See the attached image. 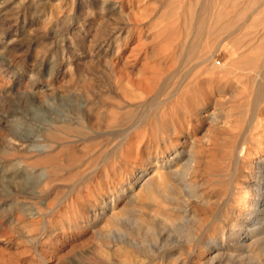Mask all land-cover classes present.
<instances>
[{"label":"rangeland","instance_id":"rangeland-1","mask_svg":"<svg viewBox=\"0 0 264 264\" xmlns=\"http://www.w3.org/2000/svg\"><path fill=\"white\" fill-rule=\"evenodd\" d=\"M203 1L0 0V264H149L150 261V264H177L176 257L185 264H204L198 257L204 239L228 231L229 223L241 219L247 211V202L242 199L243 187L257 173L256 160L264 157V128L251 134L250 154L247 158L241 156L238 168L234 158L229 160V149L236 145L231 135L246 121L252 98L236 79L229 81L223 93H215L209 88L196 92L194 87L192 89L193 80L206 73L199 74L201 69L193 67L194 61L179 63L178 55L173 53L177 49L167 47L173 44L172 40L181 41L183 35L192 40L188 22L193 23ZM219 1L225 12L235 19L240 11L246 12L245 17L242 15L239 19L243 23L238 22L242 24L239 34L245 40L256 35L264 36V0ZM206 2L212 3L211 0ZM146 22L148 24L144 26ZM184 22L188 28L184 27ZM128 26L131 33H127ZM122 27L126 28L120 30ZM225 35L222 33L221 37ZM118 37L123 43L121 60L110 55L116 50L114 40ZM166 49L172 50L171 61L178 62L176 65L174 61L173 64L170 62L177 72H173L167 87V92L172 90L173 96L161 105L163 112L173 106L166 116L155 114L157 105L151 103L143 110L146 114L144 125L148 130L143 125L140 131H125L118 137L98 135L96 140L73 141L75 131L85 127L93 118L94 112L87 110L89 104L96 102L103 93L107 101H120L122 105H126L132 96L143 98L125 80L114 84L109 60L116 63L118 69V64L128 57L125 71L134 78L142 68L139 67L141 63L153 66V61L162 63L163 67L157 66L166 73L169 69L174 70L171 64L159 60ZM257 49L249 51L245 47L239 53L253 56ZM212 56L221 64L228 62L225 69L214 72L215 77L219 76L216 77L218 83L221 75H226L225 78L233 75L227 68L229 58L226 53L215 52L213 48ZM184 85L188 88L185 89ZM177 88L184 89V92ZM176 92L185 95L179 97ZM122 95L129 96L128 100ZM199 101L203 104L201 110L216 109V123L206 120L207 112L191 117L168 115L186 105H200ZM181 117H185L184 120ZM175 119V123L172 121L175 124L173 131L183 133L168 136V145L186 148L193 142L196 164L190 178L196 185L195 197H200H194L197 201L188 200V205L198 214L200 222L193 224L190 221L182 227L176 220L175 226H163L159 210L173 203L166 200L158 206L155 201L144 200L138 196L137 187L119 197L114 206L116 219L107 214L101 217L100 207L107 197L116 196L134 176L150 169L145 157L156 147L139 146L138 149L135 144L130 147L127 140L136 134H142L144 139L154 138L153 130L157 124ZM113 138L115 140H110ZM89 144L92 148L88 147ZM165 155L163 153L161 159ZM234 185L237 190L231 197L229 190ZM235 198L239 200L235 201ZM131 216L139 217L149 227V232L134 226L135 219ZM190 229L193 236L187 239L189 233L186 231ZM119 233L140 241L143 238L144 246L139 249L126 246V240ZM165 252L171 255L167 260L163 256ZM139 257L141 261H137ZM243 264L249 263L245 261Z\"/></svg>","mask_w":264,"mask_h":264},{"label":"bare ground","instance_id":"bare-ground-1","mask_svg":"<svg viewBox=\"0 0 264 264\" xmlns=\"http://www.w3.org/2000/svg\"><path fill=\"white\" fill-rule=\"evenodd\" d=\"M211 2H212L211 4H208L206 2V0H204L203 3L199 4L198 13H197V16H196L195 20L193 21V23L187 21L188 23H190L189 26L186 25L187 22L183 23L184 27L188 26L190 28L192 40H189L187 35H183V37H180V38H182L181 41L176 43L177 39L174 42L172 40L173 39L172 38L171 40H172L173 44L170 42L172 45H168L169 44L168 43L167 47L172 46V47H169V49L170 48L171 49H177L176 52H173V53H175V55H178L179 63L180 62H182V63L187 62L188 63V62L194 61L193 67L196 66L197 68L200 67V69H201L199 74L206 73V74H203V75H205L204 77L203 76L201 77L200 75L197 74L198 76L193 80L192 89L194 87V90L196 92H198V91L200 92V90L209 88V89H214L215 93H223V92H225V88L227 87V84L229 83V81L232 79H236L238 81V83L241 84V86L243 87V90L246 91L247 94L251 96L252 103H251V107L249 109V113H248V115H246L247 116L246 121H244V123H241L242 125L239 127L238 131H236L233 135H231L232 139L236 142V145L233 144L234 146L232 147V149H229V153H230L229 154V156H230L229 160L231 158H234L235 167L238 168V166L241 162V159H242L241 156L247 158L248 157L247 155L250 154L249 147H252L250 145H252V143H253V141H250L251 134L253 132H255L254 130H256V129L264 128V120H263L264 118H262V117H264V41H262L264 39V36L261 37V35H256L252 39L249 38V40H245L244 36H240V34H239V31L242 27L241 23H243L239 19L242 17V15H243V17H245L246 12L240 11L239 14H237L238 19H235V16H230L229 13L225 12L224 7H222V5H220L219 0H211ZM249 14H250V12H249ZM127 22H130L129 19ZM133 22H134V24H137V22H135V21H133ZM238 22H241V23L239 24ZM145 24H148V22L144 23L143 25L145 26ZM130 26H131V24H130ZM130 26H128L129 28H127L128 29L127 33L132 32ZM125 28L122 27L119 29L122 30ZM185 32H187V31H185ZM222 33H225L226 35L224 37H221ZM114 41H115L114 45H116V50L114 49L115 51L112 52L110 55L112 57H116L119 60H121V57H122L121 48L123 47L122 46L123 45L122 38L118 37V39H116ZM256 44H257V46H254ZM258 45H259V47H258ZM110 46H111V44H110ZM251 46H254V47H251ZM245 47L247 49H249V51H251L255 48L257 49V47H258L257 53L254 54L253 56H250L248 54L243 55V54L239 53V50L241 48H245ZM213 48H215V52L216 51L217 52L223 51L224 53L227 54V56L229 58V65H228L229 67L227 66V68H230L231 71L233 72V75L230 77L227 76L225 78L226 75L223 77H221L222 76L221 75L220 76V79H221L220 83H218L219 79L217 80V78H216V77L219 78V76L215 77L214 72L218 69H221V70L225 69L226 64L228 62L221 64L220 61L214 59L215 57L213 58V56H212ZM167 49H166L167 53L162 52V55L159 57V60L164 62V63H167V65L171 64L170 62H172V64H173L174 60L171 61L173 59L172 58L173 53L171 52L172 50L167 51ZM163 53H165V54H163ZM152 54H149V55L147 54V55H148V57H150V55H152ZM127 55H129V54H127ZM137 56H138V54H137ZM112 57H110V58H112ZM142 57L144 58V56H142ZM156 57H157V55H156ZM127 58L125 57L124 60L118 64L119 65L118 69H116V66H115L116 63L113 64V63H111V60H109L110 63H108V66H109L111 75L115 79L114 84H117L119 81L125 80L126 83L128 84V86L130 88L136 90V92L137 91L140 92V94L142 95L143 98L139 99V96L138 97L132 96L131 98H128L129 97L128 96L127 98L129 99V102H126L127 103L126 105H122L121 104L122 102L113 101L111 98L110 99L112 100V102H117V103H112V102L107 101V99L103 97V94H104L103 93L102 96H99L98 98H96V102L93 100L94 102L92 104H89L90 106L88 105L89 106L88 109L85 107V109H87L88 112L89 111L94 112L93 118L87 122V125L85 127H82L81 129H77V131H75V134L72 135V137H75V139L73 141H85V140L89 141L90 139L96 140V137H98V135L100 137L101 136L105 137L104 135L118 137V136L124 134L125 131H140V128L144 125V119H145L146 114L143 110H144L145 106H147L148 104H151V103H152V105L156 104L157 110H156L155 114L158 113L159 116L160 115L166 116L165 113L167 114V112L169 110H171V108L173 107V106L172 107L169 106L170 109H168L167 112H165V110L163 112L161 105H163V103L166 102L165 99L168 100L173 96L172 90L167 92V87L170 84V81H172V79L170 80V77H172L173 72H177L176 69H174L175 68L174 66L178 62L176 63L174 61L175 65L174 66L172 64L170 65V67H173L172 68V69H174L173 71H169L170 69L168 66L167 68L169 70L166 73L161 68L160 69L162 71L158 68V66H157L159 64L158 61H155V62L153 61V63H154V65L152 63L153 66H148L149 64L146 65L145 63L144 64L141 63L139 65V67L142 66V68L140 70H138V73H137L138 75H137V77L134 78L133 76H129L130 75L129 72L125 71V64L127 63L125 60ZM115 62H117V61H115ZM141 62H143V59ZM161 64H159V66L163 67ZM138 68H136V69H138ZM230 69H228V70H230ZM166 71H167V69H166ZM207 73H209L208 75H210L208 78L206 77ZM221 73H223V72H221ZM222 78H225V80H223V82H222ZM172 83L173 82H171L170 86H172ZM123 85H125V84H123ZM190 86H191V84H190ZM184 87H185V85H184ZM186 87L188 88V86H186ZM186 87H185V89H186ZM172 88H173V86H172ZM126 89H128V87ZM126 89L124 88L125 91H126ZM179 90L183 91L184 89L180 88V89H178V91ZM138 92H137V94H138ZM196 92H194V93H196ZM86 93L88 95L87 90H86ZM92 93L94 94V91ZM176 93L178 94L179 92H176ZM194 93H193V95H194ZM83 95H85V93ZM182 95H185V94L184 93L182 94V92H181V94L179 93V97H182ZM125 96H126V94H125ZM89 97H91V95ZM123 97L124 96L122 95V98ZM136 97L138 99H135ZM175 97H176V95H175ZM124 98L127 99L126 97H124ZM197 98L200 99V97H198V95H197ZM132 99H134L136 101H134ZM182 99L186 100L187 97H186V99H184V98H182ZM179 100L181 101L180 98H179ZM195 100H196V98H195ZM188 101H190V100L188 99ZM124 103H125V101H124ZM181 103H183V102H181ZM181 103H180V105H182ZM199 103H200V105L199 104L198 105L190 104V105H186L185 107H181L180 109H176L175 111L173 110V113L170 112L172 115L170 113H168V115H170L172 117H173V115H176L177 117H180L181 115L185 116V117H191L194 115L195 116L201 115L202 112H207L206 120H208L212 124L216 123V117H215V112H216L215 110L216 109H213L211 111H205L204 109L201 110L200 106L203 104H201V101H199ZM173 104H175V103H173ZM168 105L169 104L167 103V107H168ZM212 106H214V108H215V101L212 102ZM121 111H123V112H121ZM120 112H121V115H119ZM86 115H88V114H86ZM178 115H180V116H178ZM185 117H183V118H185ZM146 118H147V116H146ZM159 120H162L161 117ZM163 120H165V119H163ZM166 120H168V119H166ZM80 121L81 120L79 119V122ZM172 121L174 122V121H176V119L171 120V122L166 121L167 123L161 122L160 124H157V126L155 125L156 127L153 130V131H155L154 135H153L154 138L150 137L151 139H148L149 138L148 137L147 139H144V136H142V134H140L141 136H139V134H136L133 137L129 136V137H132V138H129V140L126 139L128 141V144L130 145V147H131V145H134V144L138 145L137 146L138 149H139V146H144L146 148H154V146L156 147L153 153H150L145 157L146 161H148V163H149L150 169H149V171H145V170L141 171L139 173L141 175H139V176H138V174L136 176H134L132 181L127 182L122 188H120L118 190L119 193L116 196L111 195L110 197H107V199H108L107 201L102 202V200H101V202H102V205L100 207V210H101L100 216L101 217L104 214H107L109 218L116 219V215H114V206H115L116 202L119 200V197L125 195L128 191H131L133 188L137 187L138 196L139 197L142 196L144 198V200L147 199V200L155 201L156 204H158V206L161 205L162 202L166 201V200L170 201V204L173 203V205H167L166 209H160L159 210L160 213L158 215L160 216V219H161L163 226H170L172 224H173V226H175L176 220L179 221V223H180V225H182V227H183V225L191 223L190 221H192L193 224L197 223L198 221L200 222V220H198V216H197L198 214L194 210H191L189 208V205H188V200H191V199L194 200L195 198L200 197V196L195 197V195L197 193V192L195 193V191H196L195 186L196 185L194 184V182L190 178V174L194 172L195 164H196L195 154L193 152V149H194L193 148V142H190L186 148L170 147L168 145V143H169L168 136L174 135L175 132L183 133L181 131H173L175 129V124H174L175 122L172 123ZM144 126L146 128V125H144ZM151 128H153V127H151ZM146 129L148 130V128H146ZM99 131H103V132H99ZM89 132H91V134L93 133V135H91V136L88 135V134H90ZM138 133H140V132H138ZM148 135H149V132H148ZM151 135L152 134H150V136ZM108 138L109 137H107L106 139H108ZM97 139L101 140V138H97ZM106 139H105V141H106ZM110 140H115V138L110 139ZM127 141H125V142H127ZM101 142H103V140H101ZM91 143H92V141H91ZM100 145H103V144L100 143ZM104 145H106V144H104ZM115 145H117V144H115ZM89 146H90V144L88 145V147ZM106 146H108V145H106ZM263 149H261V150L263 151ZM136 151H137V149H136ZM163 153H166V155L164 158L161 159V155ZM128 155H131V154H128ZM127 158H129V157L127 156ZM114 164H116V163H114ZM242 164L243 163H241V165ZM244 164L250 166L248 163H244ZM239 168L242 169L241 167H239ZM255 169H256L257 173L255 174V176H252L251 178H253V179H251V181L249 183L245 184L243 187L244 197L242 199H243V201L247 202V211L241 215L240 220L235 219L232 223H229V230L228 231H223L222 233H220L216 237L208 236L204 239V244L202 243L203 244L202 245L203 250L200 251V253H199L200 256H198L201 259H203L204 264H228V263H230V264H243L245 261H246V263H249V264H252V263L264 264V157L263 156L259 157L256 160ZM111 175H113V173ZM235 179H236V177H235ZM228 183H229V181H228ZM237 185H234L232 188H230L229 192L231 194V197L234 195L233 191L237 190V187H235ZM127 197H130V196L128 195ZM131 199H133V197ZM237 200H239V198ZM237 200L235 198V201H237ZM240 201H241V199H240ZM228 202H231V201H228ZM244 205L246 206V204H244ZM231 206H233V205H231ZM137 208H139V207H137ZM228 209H230V208L228 207ZM173 212H174V214H173ZM227 212H228V210H227ZM229 213H231V211ZM144 215H145V213H144ZM151 215H153V214H151ZM239 215H238V217H240ZM132 216H131V218H133V220H134L135 215H134V217H132ZM136 216H138V215L136 214ZM236 217H237V214H236ZM117 219H118V217H117ZM139 219L140 218L138 217L137 219H135L132 222V223H134V226L135 225L140 226L141 228H144L145 231L149 232V227H147L145 224H143L142 221H140ZM174 222H175V224H174ZM125 223L127 224V221H125ZM143 225H145V226L143 227ZM197 227H198V225H197ZM116 229H118V228L116 227ZM150 229H153V228H150ZM130 230H128V231H130ZM186 233L187 234L189 233V235H187V237H186L187 239H189V238H191V236H193V232L191 233V229L189 232L186 231ZM143 234L145 236L146 232ZM119 235H121L126 240L124 242V244L126 246L132 248V249H139L142 246H144L143 245L144 241L141 242L143 240V238L140 241V240H136L135 238L129 237L127 234H124V233H119ZM113 236H115V235H113ZM118 236H116V237H118ZM124 239H123V241H124ZM187 239H186V241H187ZM119 241H120V239H119ZM182 241H183V239H182ZM156 242L157 241H155V243L154 242L153 243L156 244ZM199 243H200V241H199ZM148 244H149V242H148ZM146 247H148V246H146ZM150 252H151V250H150ZM152 252H153V250H152ZM160 252H162V251H160ZM187 252H188V250H187ZM140 253L142 254V252H140ZM163 256L167 260L171 255L169 252H165ZM148 259H150V258H148ZM139 260H140V257L137 261H139ZM176 261H177V264H185L186 263V262H183L182 260L177 259V257H176ZM150 263H152V262L150 261ZM199 264H202V263H199Z\"/></svg>","mask_w":264,"mask_h":264}]
</instances>
